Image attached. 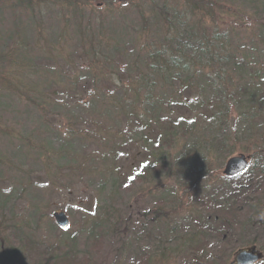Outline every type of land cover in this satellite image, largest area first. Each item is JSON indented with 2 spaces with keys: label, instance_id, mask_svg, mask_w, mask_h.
Returning <instances> with one entry per match:
<instances>
[{
  "label": "trees",
  "instance_id": "obj_1",
  "mask_svg": "<svg viewBox=\"0 0 264 264\" xmlns=\"http://www.w3.org/2000/svg\"><path fill=\"white\" fill-rule=\"evenodd\" d=\"M91 1L17 0L16 5L29 8L33 15L35 10L32 8L35 9L36 5L50 3L63 16L62 19L72 21L74 18L72 32L75 43L72 47L75 49L69 51L67 48L69 53L66 56L67 49L61 47L62 53L54 54L58 57L54 60L45 56L52 60L46 62L50 66L48 74L54 77L53 82L43 89L24 84L17 87L16 96L36 111L32 119L36 134L32 133L31 140L25 138L26 135L23 138L31 145L34 142V152L31 158H26L38 166L40 180H47L45 186H48L51 182L45 177L52 179L54 184L61 182V176L69 178L72 167L66 162L64 153L88 158L115 146L118 155L128 153H120L121 146L116 140L114 145L106 134L101 135L105 128L102 118L113 117L117 124L108 128L115 127L117 136H122V131L130 128V132L135 131L130 143L139 141L144 151L152 150L146 157L144 153L140 170L129 177L125 183L127 187L136 181H140V185L148 184L152 181V174H162L169 160L174 159L171 168L180 172H174L173 179L182 181L178 182L182 185V198L187 190H193L192 194L197 189L194 198L189 200L197 206L196 218L188 213L190 204L184 209L187 215L182 218L191 219L193 223L182 225L183 220L176 218L179 212L171 219L175 224L172 225L170 239L174 234L176 236L170 245L175 254L169 259L177 257L183 264H230L233 250L241 247H256L264 253V245L260 243L264 236L259 235V232H264V51L255 50L257 55L250 48V51H245L246 46L232 42L229 32L239 28L244 40L246 30L251 35H255V27L263 30L264 0H240L238 5L246 1L261 3L255 6L254 19L247 22H244L245 16H238L241 8L229 6V2L227 5L218 4L217 0H193L191 6L181 12L176 6H163L159 0H151L159 10L147 14L162 18L164 34L159 40L152 38L161 29L157 25H148L146 18L145 34H148L145 43H133L132 56L123 70L112 60L122 43L115 39L113 42L108 36L104 20L100 21L102 23L92 21L86 15L113 8L106 5L98 7ZM231 13L239 24L227 20ZM52 14L54 18L57 16L53 11ZM186 17H193V20L186 23L183 20ZM224 24L227 29H223ZM112 43L113 50L107 49ZM78 55L80 68L72 66L74 56ZM60 63L71 66L74 73L63 70ZM6 89L5 95L13 94L9 88ZM2 95L3 98L10 97H5L3 91ZM95 107H99L102 113L96 112ZM59 110L65 116L66 134L57 122L61 119L55 116ZM81 114L91 118L84 120ZM0 127L2 132L9 130L8 127ZM146 132L157 135L155 142L158 143L154 144L146 137ZM90 143L98 148L86 150ZM241 153L251 156L252 161L243 173L227 177L223 171L218 172L224 168L228 158ZM7 163L0 160V169L5 167V172L9 173ZM216 166L217 170L211 173L210 169ZM185 173L191 175L194 186L204 184L203 188L189 187L190 182L184 180ZM212 175L221 181L211 183L213 187L203 183V180L208 182ZM106 178L113 186L120 180L112 170ZM54 187L57 190L59 186ZM103 188L102 184L97 187L98 196L105 194L101 193L105 190ZM151 192L152 188L146 186L145 193ZM176 196L177 193H172L168 187L158 196H153L158 213H154L156 216L150 222L161 223L171 210L177 211L176 202L185 200H176ZM171 203L172 209L167 207ZM3 206H0L1 210ZM104 214H108L105 209ZM14 218L15 215L9 222L0 216V264H17L19 248L25 246L39 251L52 262L67 256V253H60L61 246L55 245L47 246L46 253L41 252L33 226H30L29 233L24 232L13 221ZM98 218L101 222L98 229L103 234V230L116 221L114 216ZM17 227L21 229L15 234ZM6 235L12 236L9 239L14 243L7 241ZM152 251L151 248L150 252L147 248L145 251L142 249L139 258L146 261L147 254ZM151 256L156 258L155 252Z\"/></svg>",
  "mask_w": 264,
  "mask_h": 264
},
{
  "label": "rangeland",
  "instance_id": "obj_2",
  "mask_svg": "<svg viewBox=\"0 0 264 264\" xmlns=\"http://www.w3.org/2000/svg\"><path fill=\"white\" fill-rule=\"evenodd\" d=\"M91 2L95 6L99 5L98 7L106 5L113 8L111 11L100 9L96 14L86 13V15L91 17L92 21L103 22L104 20L108 36L112 37L113 42L115 39L122 43V46L119 45V52L112 59L114 63H117V66L118 63L120 64L121 70L126 66L128 58L132 56L130 50L133 51V43L135 45L145 43V36L147 37L148 34H145L146 18L148 25H157L161 29L159 34H155L152 38L159 40V37L164 34L162 18L159 16L155 18L153 14L159 9L151 0H92ZM158 2L163 6H176L182 12L188 6H191L193 0H159ZM216 2L218 4L229 2V6L241 8V13L238 16L240 18L245 16L244 22L254 19L255 6L261 4L246 1L245 4L238 5L241 2L240 0H217ZM16 4L17 0H2L0 4V125L9 128L8 131H4L5 133L0 131V160L8 162L7 169L10 171L6 173L5 167L0 169V171H3L2 176H0V206H3L5 202L2 207L3 211L0 209V212L2 211L0 216L2 215L10 222L13 215H15L13 221L24 232L29 233L30 226H33L35 241L40 245L41 252L46 253L48 251L47 246L55 245L61 246L60 253H67V256L63 259H54V262H52V260H48L50 258L43 257L39 251L26 249L25 246L19 248L20 256L16 257L18 259L17 264H180L181 260H177V257L169 259L170 256L175 254L170 245H172V240L176 236L174 234L170 239L173 232L171 228L175 224V221L171 219L177 215L176 212H179L180 214L176 218L179 221L183 220L184 215H187L184 209L189 204L188 213L196 218L197 206L194 201L191 204L189 200L194 198L197 189L192 194L193 190H187L182 198V185L178 183L182 181L178 179L177 182L173 179V173L179 174L180 172L171 168L174 159L169 160L168 166L162 170V174L159 172L152 174V181L148 184L141 183L140 185V181H136L134 185L127 187L125 183L129 177L139 172L141 163L144 160V153L146 157L152 151L150 149L144 151L142 149L144 146L139 141L130 143V140L135 137L134 130L130 132V128H127L122 131V136H117L115 127L113 129L108 128L110 125L117 124L116 121L113 122V117L112 119H108L106 116L103 117L102 122L105 124V128L101 135L105 136L106 134L114 145L117 142V145L121 146L119 148L120 153L129 151V154L118 155L117 150H115L117 149L116 146L113 149L98 151L95 157L88 158L83 155L80 157L79 155L74 156L71 153H64L66 162L70 164L72 171L69 178L67 175L61 176V182L57 181L56 184L49 177H45L51 182L50 185L45 186L47 180H40V173L37 172L38 166L28 161L27 158H31L35 149L34 142L31 145L23 137L26 135L25 138L31 140V135L36 130L32 121L36 111L16 96L17 87L24 84L31 85L35 89H43L53 82L54 77L47 72L50 66L47 64L45 56L54 60V58L58 59L54 54H60L67 48L69 51L75 49V47H72V44L75 43V34L72 32L74 18L72 21L62 19L63 16H60L59 11L54 10L56 7L50 3L36 5L35 9L32 8L35 10V15L29 8L23 9ZM217 10L219 9L217 8ZM260 10L263 11V6L260 7ZM52 11L57 15L55 18ZM148 12L153 13L147 14ZM247 16L249 17L247 18ZM183 20L189 23L193 20V17H186ZM227 20L239 24L233 13L230 14ZM249 24L254 23L249 22ZM223 29H227V26L225 25ZM229 32L232 42L235 41L237 45L246 46L245 51L250 48L254 52L258 49L263 53L264 29L262 30L261 27L254 28L255 35H251V32L246 30L247 33L243 35L244 40L242 39V31L239 28L235 32ZM61 47H64V49L62 50ZM113 48L114 44L112 43L109 44L107 49L113 50ZM68 49L66 56L69 53ZM120 50L125 51L120 52ZM122 55L127 56L122 57ZM74 59L77 62L74 60L72 66L79 67L77 65L80 64L78 63L79 55L74 56ZM52 60L48 59L47 61ZM60 65L63 70L70 71L71 74L74 73L71 66L69 67L63 63H60ZM64 84L68 86V84ZM6 88H9V91L13 94L5 95L4 90H8ZM1 90L5 97H10L3 98ZM87 91L89 92L91 89ZM94 109L96 112L102 113L99 107ZM74 111L77 110L74 109ZM55 114L56 117L61 119L60 122H57L62 126L63 134H66L65 116L62 115L61 110L56 111ZM81 115L84 120L91 118L87 115ZM34 133L36 134V132ZM146 137L150 138L154 144L158 143L155 142L157 141V135L148 133ZM92 148L98 147L94 143H90L86 150L92 151ZM37 159L40 161L39 157ZM216 165L218 166V163ZM217 166L210 169L211 173L217 170ZM223 169L221 168L218 172L222 173ZM111 170L120 179L116 186H113L112 182L106 178ZM166 175H168V178ZM42 177L44 178V176ZM185 179L190 182L189 187L194 186L195 182L191 175L185 173ZM207 181L203 180V183H209L210 185L216 183V181L217 183L221 182L218 177L213 175ZM59 183H61V186ZM100 184L105 189L101 193L105 194L98 196L97 187ZM42 185L43 187H41ZM55 185L59 186L56 187L57 190H55ZM203 185L200 184L194 187L202 189ZM146 186L152 188L151 193H145ZM165 187H168L172 193H177L176 200L185 201H177V211L169 210L170 213L167 215V219L165 218L161 223L153 224L150 221L158 213L153 196H158ZM167 207L172 209L173 204L171 203ZM103 208L108 214L102 215ZM55 211L66 214L69 220L67 228L63 229L56 223L53 216ZM99 216L102 218L116 217V221L103 230L104 234L99 232L98 229L99 224H101ZM188 221L184 219L181 223L185 226L193 223L191 219ZM21 228H18L15 234H18ZM259 235L264 236V232H259ZM11 237L6 235V240L14 243L9 239ZM260 243L264 245V238L261 239ZM145 248L149 252L150 248L153 250L151 254H147L146 261L140 259L141 257L139 258L142 249L145 251ZM237 250H233V255L229 257V263L233 261ZM154 252L156 258L151 256ZM165 258L166 263H163ZM257 264H264V259Z\"/></svg>",
  "mask_w": 264,
  "mask_h": 264
},
{
  "label": "water",
  "instance_id": "obj_3",
  "mask_svg": "<svg viewBox=\"0 0 264 264\" xmlns=\"http://www.w3.org/2000/svg\"><path fill=\"white\" fill-rule=\"evenodd\" d=\"M124 1V0H123ZM250 156L238 154L230 157L224 166L223 174L232 177L244 172L249 164ZM54 218L56 223L65 228L69 224V220L64 212H55ZM263 259V253L255 247L239 248L235 252L234 260L231 264H255Z\"/></svg>",
  "mask_w": 264,
  "mask_h": 264
}]
</instances>
